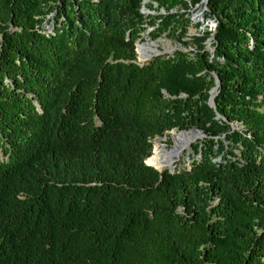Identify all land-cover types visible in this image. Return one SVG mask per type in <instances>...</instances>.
<instances>
[{
  "label": "trees",
  "instance_id": "16d2710c",
  "mask_svg": "<svg viewBox=\"0 0 264 264\" xmlns=\"http://www.w3.org/2000/svg\"><path fill=\"white\" fill-rule=\"evenodd\" d=\"M202 2L0 0V264H264V0L207 1L212 53L137 62ZM174 128L225 138L160 173Z\"/></svg>",
  "mask_w": 264,
  "mask_h": 264
},
{
  "label": "rangeland",
  "instance_id": "374dc122",
  "mask_svg": "<svg viewBox=\"0 0 264 264\" xmlns=\"http://www.w3.org/2000/svg\"><path fill=\"white\" fill-rule=\"evenodd\" d=\"M208 0H205V2L203 1L202 4H197L195 6L189 7L186 11H188V15L189 18L191 19V23L188 25L187 28V32L186 34L181 38V39H177V38H173L172 36L166 35L165 33L157 36L156 38H154V31H155V26L154 27H149V26H145V30H141L140 31V37L136 40V53H137V62L138 63H143V62H147L151 59H153L154 57L157 56H165V55H172L176 50H181L188 53H193V52H197L198 50H200V48H198V43L203 44V47L201 49V51H208L210 53L213 52L214 50V39L213 36L211 35L208 38H204L203 39V32L204 30H215V26H216V22L214 19L212 18H205L206 17V12L208 11L206 4H207ZM143 12V14L145 15H159L161 13H163V10H147L142 9L141 10ZM180 12L183 11V9L179 10ZM193 37H197L198 39H193ZM157 42V45H142L141 47L144 48V46H147L148 48L145 50L146 53L148 54L149 58H143L142 54L141 57L139 59V53H138V48L137 46L139 44H152L151 42ZM164 43H168V44H164ZM171 46V47H170ZM170 47V49H169ZM168 49V50H167ZM155 54H159L157 56H154ZM150 57H152L150 59ZM212 74L214 75V77L216 76V74L214 72H212ZM180 96H184V94H181ZM243 127L238 124V123H234L233 129L237 130V129H242ZM180 130H184V131H194L196 133V138L194 141H192L188 148L185 151V154L183 156H181V158L179 160H177L174 163V166L176 168H184V169H188L190 167V164L193 160V158H196L198 155H195L193 148L195 145H201L202 143L207 139H213V140H218V138L224 139L225 136L224 135H211L208 132L202 130V129H198V128H189V129H180V128H174L170 131L165 132L162 136H157L154 137L152 139V151L154 154L155 151V146L156 145H162L165 148V151L167 153H171L173 151V147H175L177 144L175 139L173 138V134L172 133H176L179 134ZM196 130H202V133L198 134L196 132ZM193 132V133H194ZM229 145L226 144V149H224L223 151H219L218 147H213V152H215L216 154L213 157L214 161H220L223 159L222 154L228 149ZM152 154V155H153ZM195 155V156H194ZM3 157V155L0 152V159Z\"/></svg>",
  "mask_w": 264,
  "mask_h": 264
},
{
  "label": "bare ground",
  "instance_id": "6f19581e",
  "mask_svg": "<svg viewBox=\"0 0 264 264\" xmlns=\"http://www.w3.org/2000/svg\"><path fill=\"white\" fill-rule=\"evenodd\" d=\"M158 42L159 41L154 42L153 44H140L138 47L139 59L141 57V54L144 59L149 58L148 54L145 51L148 47L144 46L143 48L141 47L142 45L156 46ZM164 44H168V43H164ZM172 134H173V138L176 141L175 144H177L175 147H173V151L171 153H167L165 151V148L162 145H156L154 154L147 160L149 163L155 166L158 170L163 169L167 164L168 165L172 163L174 164L177 160H179L181 156L185 154V151L188 148L189 144L192 141H194L196 138L195 132L193 133V132L185 131L179 134H176V133H172Z\"/></svg>",
  "mask_w": 264,
  "mask_h": 264
},
{
  "label": "water",
  "instance_id": "95a60500",
  "mask_svg": "<svg viewBox=\"0 0 264 264\" xmlns=\"http://www.w3.org/2000/svg\"><path fill=\"white\" fill-rule=\"evenodd\" d=\"M204 2H205V0H203ZM152 44L154 43V41L153 42H151ZM140 45V44H139ZM139 45L137 46V48L139 47ZM157 55H159V54H155L154 56H157ZM152 57H150V59H151ZM144 63V62H143ZM219 86V79H218V77H217V75L215 76V86H213L212 88H211V90H210V97H209V99H208V104H209V106H211V107H213V108H215V103H214V97H215V95L217 94V92H218V89H217V87ZM221 117V115L220 114H218V113H216V118H220ZM221 118H223L224 120H226L224 117H221ZM227 121V120H226ZM231 126H232V128H233V126H234V123L232 124L231 123ZM182 132H185L184 130H180L179 131V133H182ZM189 132H194V131H189ZM196 132L198 133V134H200V133H202V130H196ZM151 156V155H150ZM149 156V157H150ZM148 157V158H149ZM145 163L147 164V165H149V166H152V167H154L155 169H157L155 166H153L151 163H149L148 161H147V159L145 160ZM158 170V169H157ZM165 170H169V171H171V172H173L174 170H175V166H174V164L172 163V164H167L163 169H160V170H158L160 173H163Z\"/></svg>",
  "mask_w": 264,
  "mask_h": 264
},
{
  "label": "built area",
  "instance_id": "2783aa9c",
  "mask_svg": "<svg viewBox=\"0 0 264 264\" xmlns=\"http://www.w3.org/2000/svg\"><path fill=\"white\" fill-rule=\"evenodd\" d=\"M142 9H145V7L143 6ZM147 10H149V9H147Z\"/></svg>",
  "mask_w": 264,
  "mask_h": 264
}]
</instances>
